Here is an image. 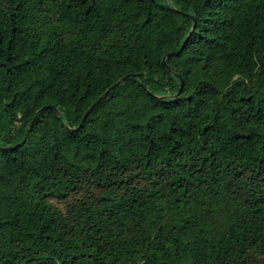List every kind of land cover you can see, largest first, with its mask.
<instances>
[{
    "label": "trees",
    "instance_id": "16d2710c",
    "mask_svg": "<svg viewBox=\"0 0 264 264\" xmlns=\"http://www.w3.org/2000/svg\"><path fill=\"white\" fill-rule=\"evenodd\" d=\"M0 264H264V0H0Z\"/></svg>",
    "mask_w": 264,
    "mask_h": 264
},
{
    "label": "water",
    "instance_id": "95a60500",
    "mask_svg": "<svg viewBox=\"0 0 264 264\" xmlns=\"http://www.w3.org/2000/svg\"><path fill=\"white\" fill-rule=\"evenodd\" d=\"M177 53H179V51H172V52H170L168 55H166V56L164 57V59H163L164 64H165L166 66H168L167 63H166V58L169 57V56H171V55L177 54ZM130 76H136V75H135V74L127 75V76H125V77L123 78V80H125L126 78H128V77H130ZM88 113H89V111L85 114L83 120L81 121L80 125H79L77 128H75V129H71L72 132H77V131L80 130V128L83 126V124H84V122H85V119H86Z\"/></svg>",
    "mask_w": 264,
    "mask_h": 264
}]
</instances>
